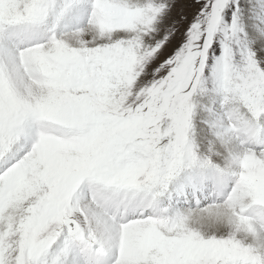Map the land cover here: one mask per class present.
Wrapping results in <instances>:
<instances>
[{
  "label": "snow or ice",
  "instance_id": "1",
  "mask_svg": "<svg viewBox=\"0 0 264 264\" xmlns=\"http://www.w3.org/2000/svg\"><path fill=\"white\" fill-rule=\"evenodd\" d=\"M0 264H264V0H0Z\"/></svg>",
  "mask_w": 264,
  "mask_h": 264
}]
</instances>
